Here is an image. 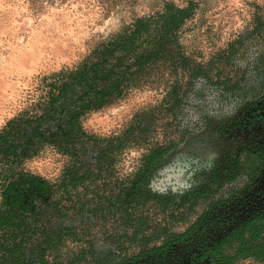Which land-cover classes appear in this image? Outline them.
Instances as JSON below:
<instances>
[{
	"label": "rangeland",
	"instance_id": "obj_1",
	"mask_svg": "<svg viewBox=\"0 0 264 264\" xmlns=\"http://www.w3.org/2000/svg\"><path fill=\"white\" fill-rule=\"evenodd\" d=\"M168 3L191 5L180 42L192 63L210 72L209 78L200 77L188 90L189 70L164 67L121 98L82 116L83 129L99 136L122 133L138 116L148 129L138 137L134 129L120 151L101 160V168L70 192L67 212L77 233L49 256L56 257L55 264H118L151 252L190 232L214 205L250 183L256 156L241 150L232 157L228 149L221 158L218 136L211 130L220 129L218 122L237 109L241 90L264 78H254L264 69V0H0V130L35 107L43 82L53 73L73 67L98 44ZM178 81L179 93L186 91L182 105L168 112L166 95ZM156 146L163 152L137 185L145 154ZM228 157L233 167L223 173ZM71 163L52 146H43L15 167L55 182ZM257 225L264 234V221ZM247 234L248 244H264V238ZM7 242L0 238L3 249ZM237 248L231 240L227 251L231 255ZM2 251L4 259L8 254ZM233 264L264 261L250 255Z\"/></svg>",
	"mask_w": 264,
	"mask_h": 264
},
{
	"label": "trees",
	"instance_id": "obj_2",
	"mask_svg": "<svg viewBox=\"0 0 264 264\" xmlns=\"http://www.w3.org/2000/svg\"><path fill=\"white\" fill-rule=\"evenodd\" d=\"M191 12V5L177 7L168 3L154 16L137 18L128 28L98 44L73 67L42 80L35 107L21 111L4 124L0 130V238L9 242L6 249L0 246L8 254L4 259L1 254L0 264H55L56 257L49 259V256L64 238L77 233L67 212L66 198L70 192L84 185L93 171L101 168V160L120 151L134 129L139 131L132 134L134 137L148 129V124L144 125L138 116L120 134H90L81 125L85 113L121 98L164 67L173 72L189 70L185 81L188 90L193 89L200 77L209 78L210 72L192 63V55L180 42V29ZM259 26L260 23L255 31ZM260 75L264 76V69L254 74V78ZM233 85L236 86L232 84L230 88ZM180 87L181 81L174 83L166 95L168 112L182 105L186 91L183 89L180 94ZM43 146H52L72 162L55 182L15 167L36 155ZM162 152L160 146L148 150L145 170L137 185ZM76 199L80 204L81 200ZM256 219L261 218L249 221L245 230L249 237L262 239V228H252ZM245 230L236 241L238 248L230 255V264L238 257L250 255L264 261V244H248L249 239L243 236ZM34 234L36 239H32Z\"/></svg>",
	"mask_w": 264,
	"mask_h": 264
},
{
	"label": "flooded vegetation",
	"instance_id": "obj_3",
	"mask_svg": "<svg viewBox=\"0 0 264 264\" xmlns=\"http://www.w3.org/2000/svg\"><path fill=\"white\" fill-rule=\"evenodd\" d=\"M261 80L238 93L237 109L218 122L220 129H210L218 136L221 158L227 157L224 150L228 149H232V157L241 150L256 156L258 166L251 171L253 176L249 172L250 183L214 205L190 232L118 264H230L227 250L231 240L242 237L249 221L261 218L252 223L253 229L264 221V78ZM231 159L223 162V173L233 167Z\"/></svg>",
	"mask_w": 264,
	"mask_h": 264
}]
</instances>
